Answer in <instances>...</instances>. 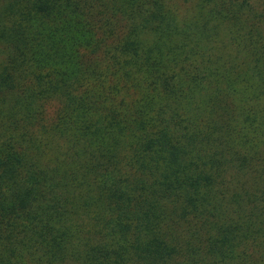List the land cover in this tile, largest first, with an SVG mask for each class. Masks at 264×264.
Returning a JSON list of instances; mask_svg holds the SVG:
<instances>
[{
  "label": "trees",
  "instance_id": "1",
  "mask_svg": "<svg viewBox=\"0 0 264 264\" xmlns=\"http://www.w3.org/2000/svg\"><path fill=\"white\" fill-rule=\"evenodd\" d=\"M0 264H264V0H0Z\"/></svg>",
  "mask_w": 264,
  "mask_h": 264
}]
</instances>
